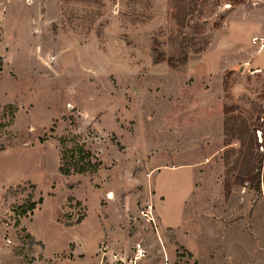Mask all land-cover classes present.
<instances>
[{
  "label": "rangeland",
  "instance_id": "obj_1",
  "mask_svg": "<svg viewBox=\"0 0 264 264\" xmlns=\"http://www.w3.org/2000/svg\"><path fill=\"white\" fill-rule=\"evenodd\" d=\"M84 262L264 264V0H0V264Z\"/></svg>",
  "mask_w": 264,
  "mask_h": 264
},
{
  "label": "trees",
  "instance_id": "obj_2",
  "mask_svg": "<svg viewBox=\"0 0 264 264\" xmlns=\"http://www.w3.org/2000/svg\"><path fill=\"white\" fill-rule=\"evenodd\" d=\"M181 13H183V9L180 8V11ZM177 19H178V16H177ZM179 25L181 28H184L185 27V21L183 22V19L181 20L179 18ZM229 122H227L226 126H225V134L227 136L230 135V128H229ZM256 139H255V136H253L252 138H250L249 140V144L246 145L245 142L243 140H241V150H242V154H243V161H247V158L250 157V161L252 160L251 156H252V152L254 150V147L256 146ZM81 173L84 172V169H81L79 170ZM244 181H255L256 178H255V175H254V171H253V168H250V165H246L245 168H243L242 170V176ZM35 205H31V207L28 209L29 211H32L35 209ZM24 213H27L26 211Z\"/></svg>",
  "mask_w": 264,
  "mask_h": 264
},
{
  "label": "crops",
  "instance_id": "obj_3",
  "mask_svg": "<svg viewBox=\"0 0 264 264\" xmlns=\"http://www.w3.org/2000/svg\"><path fill=\"white\" fill-rule=\"evenodd\" d=\"M78 263H81V262H78ZM86 262H84V264H85ZM6 264V263H5ZM9 264V263H8Z\"/></svg>",
  "mask_w": 264,
  "mask_h": 264
},
{
  "label": "bare ground",
  "instance_id": "obj_4",
  "mask_svg": "<svg viewBox=\"0 0 264 264\" xmlns=\"http://www.w3.org/2000/svg\"><path fill=\"white\" fill-rule=\"evenodd\" d=\"M112 197L110 196L109 199H111ZM138 260V259H137Z\"/></svg>",
  "mask_w": 264,
  "mask_h": 264
}]
</instances>
